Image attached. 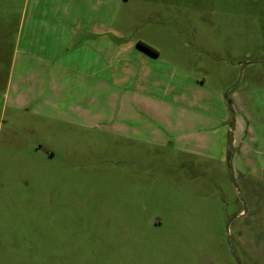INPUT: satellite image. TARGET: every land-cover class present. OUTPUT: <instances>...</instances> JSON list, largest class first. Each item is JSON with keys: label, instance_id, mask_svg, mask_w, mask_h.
Returning <instances> with one entry per match:
<instances>
[{"label": "rangeland", "instance_id": "1", "mask_svg": "<svg viewBox=\"0 0 264 264\" xmlns=\"http://www.w3.org/2000/svg\"><path fill=\"white\" fill-rule=\"evenodd\" d=\"M24 3L0 0L3 72ZM103 5L101 23L73 27L89 49L54 50L71 72L57 112L28 124L7 106L0 264H264V210L247 201L260 195L240 177L264 165V0ZM69 74L83 81L67 96Z\"/></svg>", "mask_w": 264, "mask_h": 264}, {"label": "crops", "instance_id": "2", "mask_svg": "<svg viewBox=\"0 0 264 264\" xmlns=\"http://www.w3.org/2000/svg\"><path fill=\"white\" fill-rule=\"evenodd\" d=\"M105 1L51 0L47 2L46 0H25V6L20 14L17 40L12 50L7 52L11 54V61L8 64L9 69L3 72L0 67V78L5 79V89L0 91L2 97L0 128L2 123L5 122L3 117L7 111V106H10V110L28 114L26 122L28 124L32 122L34 116H38L40 113L47 112L48 116H53L57 112L58 81H61L60 89L63 91V82L67 79V72H71L68 69V63L65 64L63 61L64 57L56 54L54 50L55 48H64L70 51L89 49V45L94 42L90 41L89 37L81 42L75 40V38L81 36V33L78 29L73 31V27L84 24L90 28L101 23L99 12L102 14ZM78 20L79 24H77ZM136 47L147 59H150L149 57L152 55H158V51L154 47L157 51L156 54L138 44ZM127 58L128 60L123 58V61H131V64H134L130 57ZM130 67L126 69L127 72L130 71ZM59 69L60 71H58ZM58 72L63 73L59 74ZM69 77L72 84L67 91V96L73 94V83L80 84L83 81V79H79L77 76L74 77L71 74H69ZM26 127H21L17 133L26 137ZM7 129L12 130L10 127ZM29 137H31V134H29ZM8 140H11L10 136ZM240 144L238 154L243 151L247 153V145L243 140L240 141ZM46 152L48 155L52 154L50 149H46ZM253 152L262 154L264 149L262 151L254 149ZM254 168L259 169L247 168L241 172L244 175L240 174V177L243 178L242 183L249 192V197L254 191H257L255 194L260 195L254 200L253 198L247 199L249 206L254 208L253 215L258 214V212H255L256 209L264 210V165ZM235 169L238 171L241 168ZM251 178L258 179L254 182L257 184L256 186L253 183L251 185ZM255 187H258V189ZM1 236L11 242L12 246H18V235L13 232ZM15 252H18V254L23 253L22 250H12V259L17 258Z\"/></svg>", "mask_w": 264, "mask_h": 264}, {"label": "trees", "instance_id": "3", "mask_svg": "<svg viewBox=\"0 0 264 264\" xmlns=\"http://www.w3.org/2000/svg\"><path fill=\"white\" fill-rule=\"evenodd\" d=\"M137 44H138L139 46L145 48L146 50H148V51L154 53V54L157 53V51H156L153 47H151L150 45H148L147 43H145V42H143V41H139V40H138V41H137Z\"/></svg>", "mask_w": 264, "mask_h": 264}]
</instances>
